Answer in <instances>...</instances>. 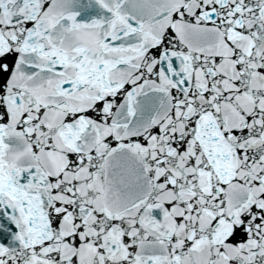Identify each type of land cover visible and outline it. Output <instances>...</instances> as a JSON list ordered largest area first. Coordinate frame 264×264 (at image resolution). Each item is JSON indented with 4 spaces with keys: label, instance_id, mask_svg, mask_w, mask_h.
Instances as JSON below:
<instances>
[{
    "label": "snow or ice",
    "instance_id": "1",
    "mask_svg": "<svg viewBox=\"0 0 264 264\" xmlns=\"http://www.w3.org/2000/svg\"><path fill=\"white\" fill-rule=\"evenodd\" d=\"M0 264H264V0H0Z\"/></svg>",
    "mask_w": 264,
    "mask_h": 264
}]
</instances>
